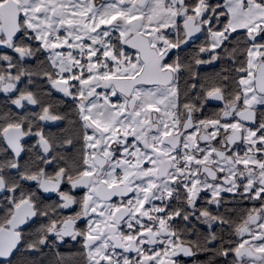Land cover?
Here are the masks:
<instances>
[{
    "label": "snow or ice",
    "instance_id": "1",
    "mask_svg": "<svg viewBox=\"0 0 264 264\" xmlns=\"http://www.w3.org/2000/svg\"><path fill=\"white\" fill-rule=\"evenodd\" d=\"M0 264H264V0H0Z\"/></svg>",
    "mask_w": 264,
    "mask_h": 264
}]
</instances>
